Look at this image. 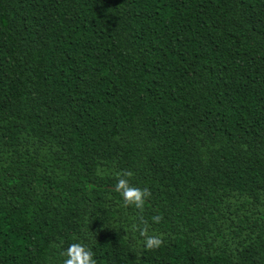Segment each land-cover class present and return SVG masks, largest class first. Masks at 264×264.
<instances>
[{"label":"trees","instance_id":"obj_1","mask_svg":"<svg viewBox=\"0 0 264 264\" xmlns=\"http://www.w3.org/2000/svg\"><path fill=\"white\" fill-rule=\"evenodd\" d=\"M74 242L97 264H264V0H0V264Z\"/></svg>","mask_w":264,"mask_h":264},{"label":"clouds","instance_id":"obj_2","mask_svg":"<svg viewBox=\"0 0 264 264\" xmlns=\"http://www.w3.org/2000/svg\"><path fill=\"white\" fill-rule=\"evenodd\" d=\"M133 176L131 171H124L120 174L114 185L113 190L118 192L125 207L134 206L140 212H143L146 198L151 196V192L148 188L137 187L130 183V178ZM162 217L156 215L152 217L154 223H159ZM145 226L140 228L137 226L136 230L139 235L144 238V247L147 250L159 249L163 243V237L161 235H149L148 234V222L141 221ZM63 264H97L94 258L95 254L87 245L74 242L71 243L63 252Z\"/></svg>","mask_w":264,"mask_h":264}]
</instances>
